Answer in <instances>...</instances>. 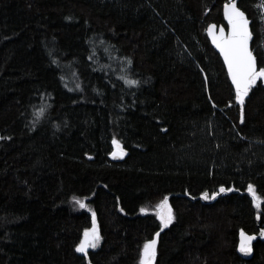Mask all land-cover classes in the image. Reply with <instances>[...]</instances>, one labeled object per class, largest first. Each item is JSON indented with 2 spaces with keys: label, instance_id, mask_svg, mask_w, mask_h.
Here are the masks:
<instances>
[{
  "label": "trees",
  "instance_id": "1",
  "mask_svg": "<svg viewBox=\"0 0 264 264\" xmlns=\"http://www.w3.org/2000/svg\"><path fill=\"white\" fill-rule=\"evenodd\" d=\"M226 2L0 0V264H139L157 232L155 264H264L263 239L237 250L264 229V80L241 113L206 31ZM237 2L264 67L260 0Z\"/></svg>",
  "mask_w": 264,
  "mask_h": 264
},
{
  "label": "snow or ice",
  "instance_id": "2",
  "mask_svg": "<svg viewBox=\"0 0 264 264\" xmlns=\"http://www.w3.org/2000/svg\"><path fill=\"white\" fill-rule=\"evenodd\" d=\"M264 12V0H260L257 6ZM224 17L227 19L230 26L229 31L225 34L223 27L219 29V32H215V25H209L208 33L212 36L213 43L223 54L224 61L228 67V73L231 76L232 83L235 86V99L241 106V113L243 111L242 106L244 98L248 96L250 90L257 84L258 80H264V67H258L257 58L253 54L250 48V40L252 32L250 30V20L246 13L241 10L237 5V0H227L223 6ZM70 19V18H69ZM264 19V15L261 16ZM91 58V57H89ZM52 63H56L53 60ZM128 63L131 60L128 59ZM129 85H138L139 81L135 79L126 80ZM38 112L42 114L43 109H39ZM241 121H243V115L241 114ZM2 138V137H0ZM112 143L115 145V150L110 153L113 157L123 156L125 149L119 140L113 139ZM231 191L221 186L219 192ZM248 192L253 197V203L260 206L261 197L257 195L252 184L248 185ZM219 193H212L209 195L207 192L202 193L204 199H213ZM77 203L81 208L87 207L83 200H79L76 197ZM157 216L159 217L161 224L167 227L175 219L172 208L168 202V197L165 196L159 204L156 205ZM123 210V209H121ZM141 212H145L146 209L141 208ZM160 233H155V237L150 240H146L140 252L139 264H154L156 257V245L157 238ZM260 235H264V229L260 230ZM242 242L240 244V251L243 253L251 252L250 242L255 237L246 235L241 232ZM102 239L99 233V228L96 223L95 214L93 213L92 227L84 230L83 239L76 246V251L80 253H87L89 248H96L99 241ZM90 264V262H89Z\"/></svg>",
  "mask_w": 264,
  "mask_h": 264
},
{
  "label": "water",
  "instance_id": "3",
  "mask_svg": "<svg viewBox=\"0 0 264 264\" xmlns=\"http://www.w3.org/2000/svg\"><path fill=\"white\" fill-rule=\"evenodd\" d=\"M237 5H238V2H237ZM238 7H239V5H238ZM241 10L242 11H244L242 8H241ZM245 12V11H244ZM246 13V12H245ZM246 15L248 16V14L246 13ZM223 16H224V12H223ZM248 18H249V16H248ZM224 20H225V23H226V25L227 26H224V25H218L217 23H215V22H212V23H210L209 25H215L216 26V28L214 29V31L215 32H219V29L221 28V27H223V29H224V32H225V34H227L228 33V31H229V28H230V26H229V24H228V21H227V19L224 17ZM249 20H250V25H249V27H250V30H251V23H252V20L249 18ZM209 25H208V27H209ZM208 27H207V29H208ZM251 32H252V30H251ZM207 35H208V38H209V40H210V42L212 43V45H213V47L216 49V51L221 55V57H222V59H223V61H224V57H223V54L220 52V50L216 47V45L213 43V39H212V36L208 33V31H207ZM250 48L252 49V37H251V40H250ZM252 51H253V49H252ZM253 54L255 55V53H254V51H253ZM256 56V55H255ZM257 58V57H256ZM224 63H225V61H224ZM257 63H258V59H257ZM225 66H226V68H227V71H228V67H227V64L225 63ZM258 67H259V64H258ZM229 74V73H228ZM229 78H230V81H231V83H232V80H231V76L229 75ZM232 85H233V87H234V89H235V86H234V84L232 83ZM249 95V94H248ZM248 96H246L245 98H244V102H245V100H246V98H247ZM238 103V102H237ZM239 104V103H238ZM244 104V103H243ZM115 150V147H114V149H113V151ZM124 156H125V154L123 155V156H117V157H113L112 155H110V157H111V159L112 160H114V161H120V160H122L123 158H124ZM219 194H221V192H219ZM216 197V196H215ZM203 198V197H202ZM213 199H215V198H213ZM244 234H246V235H250V236H254L255 238L253 239V240H251V242H250V246H251V252H249V253H243V252H241L240 251V244H241V242H242V236H241V233H240V236H239V242H238V247H237V250H238V253L243 257V258H246V259H249V258H252V256H253V254H254V244H255V242L258 240V239H263L264 240V235H260V232L259 233H257V234H250V233H248V232H246V231H242Z\"/></svg>",
  "mask_w": 264,
  "mask_h": 264
},
{
  "label": "rangeland",
  "instance_id": "4",
  "mask_svg": "<svg viewBox=\"0 0 264 264\" xmlns=\"http://www.w3.org/2000/svg\"><path fill=\"white\" fill-rule=\"evenodd\" d=\"M254 190L256 191V188L254 187ZM256 193H257V191H256ZM257 195L258 196H260L258 193H257ZM168 197V202H169V204H170V206H171V203H170V199H169V196H167ZM261 197V196H260ZM261 200H262V197H261ZM85 203V202H84ZM86 205H87V210H89L91 213H92V217H93V213L95 214V219H96V223H97V226H98V220H97V217H96V213H95V211H94V207L92 206V205H90L89 203H85ZM73 208H74V210L75 211H80L81 209H83V208H81L80 206H79V204L78 203H76V205H74L73 206ZM144 209H146V207H143ZM171 208H172V206H171ZM147 210V209H146ZM172 212H173V209H172ZM174 215V214H173ZM172 223V222H171ZM170 225V224H169ZM168 225V226H169ZM167 226V227H168ZM92 227V226H91ZM90 227V228H91ZM89 228V229H90ZM162 228L164 229V228H166V227H164L163 225H162ZM99 233H100V231H99ZM101 236V235H100ZM100 242H101V240L99 241V244H98V246L100 245ZM97 246V247H98ZM96 247V248H97ZM96 248H94V249H96ZM89 249H93V248H89ZM156 257H157V249H156ZM156 257H155V261H156ZM155 261H154V264H155Z\"/></svg>",
  "mask_w": 264,
  "mask_h": 264
}]
</instances>
